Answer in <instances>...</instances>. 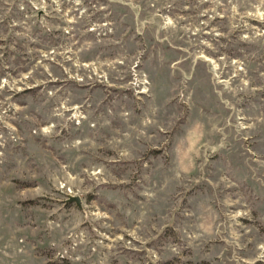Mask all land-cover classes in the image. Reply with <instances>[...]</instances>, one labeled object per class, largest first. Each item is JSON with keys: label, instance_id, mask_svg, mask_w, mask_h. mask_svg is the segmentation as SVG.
<instances>
[{"label": "rangeland", "instance_id": "1", "mask_svg": "<svg viewBox=\"0 0 264 264\" xmlns=\"http://www.w3.org/2000/svg\"><path fill=\"white\" fill-rule=\"evenodd\" d=\"M0 264H264V0H0Z\"/></svg>", "mask_w": 264, "mask_h": 264}, {"label": "water", "instance_id": "2", "mask_svg": "<svg viewBox=\"0 0 264 264\" xmlns=\"http://www.w3.org/2000/svg\"><path fill=\"white\" fill-rule=\"evenodd\" d=\"M66 203H75L78 208H81V199L79 197L70 196Z\"/></svg>", "mask_w": 264, "mask_h": 264}]
</instances>
